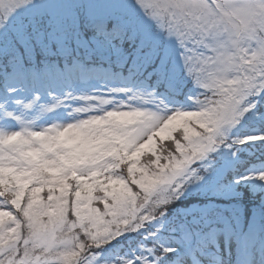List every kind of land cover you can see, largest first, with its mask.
Listing matches in <instances>:
<instances>
[{"label": "snow or ice", "instance_id": "snow-or-ice-1", "mask_svg": "<svg viewBox=\"0 0 264 264\" xmlns=\"http://www.w3.org/2000/svg\"><path fill=\"white\" fill-rule=\"evenodd\" d=\"M262 31L264 0H0V121L16 129L0 128V264H81V235L96 250L87 264H187L189 249L164 239L167 213L146 228L153 218L134 183L105 164L124 160L117 140L132 156L156 140L170 161L161 166L159 187L175 184L174 196L157 201L159 207L180 198L181 180L203 182L213 174L221 146L234 151L264 142V130L229 135L249 112L264 122ZM206 60L244 75L235 87H221L211 106L193 111L180 97ZM113 97L122 103L110 106ZM249 97L254 102L240 111ZM74 100L87 106L58 122ZM169 143L176 151H165ZM236 175L214 190L235 195L249 179ZM255 175L264 182V171ZM100 176L127 181L130 193L105 191ZM158 190L144 194L145 203ZM208 215L201 210L202 219ZM174 227L181 242L191 235L187 223ZM138 230V247L119 250L124 234ZM212 233L243 246L245 264H252L254 230Z\"/></svg>", "mask_w": 264, "mask_h": 264}, {"label": "trees", "instance_id": "trees-1", "mask_svg": "<svg viewBox=\"0 0 264 264\" xmlns=\"http://www.w3.org/2000/svg\"><path fill=\"white\" fill-rule=\"evenodd\" d=\"M181 98L182 96L180 97V99ZM249 113V118H247L246 124L240 127L238 130L232 132L230 135L231 137H242L246 134H255L259 130H264V122L259 121L258 117L255 116V114L251 112ZM165 138L167 137H161V139ZM226 148L227 147L223 149L222 153L226 150ZM235 151L241 157V159L239 163L236 164V166L232 170H230L218 183V189L223 190L230 179L238 178L236 175L237 173L248 175L250 177V170L254 168L255 165L257 167L264 165V142L262 141H250L247 143V145H240L238 149L234 151L231 150V152ZM148 153H151L155 157L156 161L153 165L155 166L153 168L154 170H149V175H147V169L143 165L138 163L141 158ZM222 153H220L221 156H219L220 154L214 155L215 161L217 163H219V160L221 158L225 157ZM125 159L129 161L131 165H135L134 168L130 169L132 173L131 181L136 185L135 190L142 195L148 193L151 188H155L157 186V182L159 181L160 177L161 166L169 161L161 158L158 151V143L156 140L151 149L141 148V151L138 153V155L134 157L127 156L125 157ZM252 188L253 186L250 183V179H248L246 182H240L239 186L236 189V192L238 193L236 198L244 202V204L248 207H254L256 203L254 202L256 201L255 198H257L259 194L264 193L263 190L257 192L253 191ZM105 191H111L113 193L120 192L128 195L131 191V186L127 181L119 178V181L116 183L106 184ZM215 192V197L210 196V199L218 200L217 197L230 196L226 194H220L219 191L216 190ZM92 195L95 196V191L92 192ZM232 198L233 195H231V199ZM234 198L233 200H235ZM191 200H194V202L197 203H203L206 199L205 196L201 195V197H199L196 194H192L191 196L182 194L179 199H175L174 203H172V210L167 214L169 216V219L166 221V223L168 224V228L167 230H163V236L167 243H169L173 247H187L189 249L187 254V261H189V264H194L195 261H201L202 257L204 256L213 255L215 248H210V246H208L209 244L207 243L214 244V234L212 233V227H216L214 225L217 222L211 215H209V219L214 220L215 223L212 225L213 222H211V225L208 224L206 226H203L201 223H193V219H191L190 216L181 214L179 209L187 206ZM246 213L249 214L251 213V211ZM180 223H187L191 230V235L183 242L180 241L179 233L174 227L175 225H178ZM219 223L222 225L221 227H219L220 229L224 230L225 228H227L222 222ZM157 227L159 226L157 225ZM228 227H232L235 229L232 223L231 226ZM138 232L139 230L137 232L124 234V237L122 238L121 244L119 246V250L127 251L130 246L132 248L138 247V241L140 240ZM202 250H206L208 254H204Z\"/></svg>", "mask_w": 264, "mask_h": 264}, {"label": "clouds", "instance_id": "clouds-1", "mask_svg": "<svg viewBox=\"0 0 264 264\" xmlns=\"http://www.w3.org/2000/svg\"><path fill=\"white\" fill-rule=\"evenodd\" d=\"M261 36H264V31L259 33ZM244 45L241 44V48ZM248 65L244 64L243 69H247ZM244 75V71H237V70H227L224 71L221 69V67L211 61H204L202 63H199L192 76L188 78L187 84L190 83V87L187 89L186 92H184V95L186 99L183 101L185 105H187L191 110L195 111L197 109H202L205 107L211 106L215 100L218 97V93L220 92L221 87L226 88H233L236 86V82L241 80V77ZM223 82V83H221ZM254 102L251 100V98H246L241 102L240 111H243L244 107L247 106L248 103ZM122 103L121 100H117L114 97L110 98V106L117 107L119 104ZM71 107L62 109L64 113L63 121L58 122H67L68 120H71L73 118H76L78 114L74 111L77 107H86L87 105L83 104L81 101H71L70 102ZM97 112H102L105 108L103 105L96 104L95 105ZM71 113V115H69ZM88 115H92V113H89ZM0 128H3L5 131L11 132L15 131V128L9 127L7 123L4 121H0ZM132 148H129L128 151H131ZM166 152L170 151H176L175 145H172L169 143L168 147L165 149ZM155 158L152 154L148 153L145 154L141 160L138 162L144 167H146L149 170H154L153 165L155 163ZM111 166L110 170L113 175H119L128 177L131 180L132 173H129V167L131 163L127 161L126 159L122 161H113L109 159L105 167ZM199 167V166H198ZM135 171V170H133ZM201 175H204L205 173L201 172ZM193 180L187 181V183L184 184L183 188L181 189L184 191L188 184L193 183ZM132 187L136 189V185L133 184ZM175 187L174 186H167L164 188H161L159 191H157L151 198L150 203H145L144 197L142 194H140V204L144 205V212L153 218L152 223L150 225L146 224V228H154L156 226V223L161 220L162 214L169 213L172 210V203H174L175 199H172L169 204L166 205H160L157 207L156 202L173 197ZM97 195H100V193H97ZM256 199V203L254 205V211L253 216L255 217L254 221L252 219L249 220L248 224H251L254 228V231L260 241L264 243V193L259 194V196ZM226 214V213H225ZM166 220L169 219V216L164 217ZM214 226L221 227L222 225L220 223H216ZM81 240L83 241L85 245V258L82 259L81 264H87V259L91 252L96 251L95 249L89 248V240L87 237L81 235ZM94 264H104V260L98 259L94 262ZM187 264H189V261H187ZM201 264H204V260L201 259ZM223 264H229L228 261H223ZM231 264H234V261L231 262ZM258 264H264V260H261L258 262Z\"/></svg>", "mask_w": 264, "mask_h": 264}, {"label": "rangeland", "instance_id": "rangeland-1", "mask_svg": "<svg viewBox=\"0 0 264 264\" xmlns=\"http://www.w3.org/2000/svg\"><path fill=\"white\" fill-rule=\"evenodd\" d=\"M190 83L186 84L184 86V92L187 91V89L190 87ZM183 101L186 99L185 95H182ZM250 114V113H248ZM248 114L245 115V117L241 118V121L239 124L234 126L232 129L229 130V135H231L232 132L238 130L240 127L244 126L246 124L247 118H249ZM131 119V118H128ZM161 137H167V132L164 133ZM155 143V140H150V142L146 143L142 148L145 149H151L153 144ZM115 147L120 148L123 152L122 159H125L127 156H132L131 152L128 151L126 148H122V141L117 140L114 144ZM225 146H221L217 149V152L213 155H218L222 153ZM141 151V148L139 152ZM224 154V158H221L219 160V163L215 161L214 168L215 172L209 176L206 177V179L203 182H194L191 184H188L186 189L183 191V194H186V196H191L192 194H196L197 196L201 197L205 196V201L203 203H197L194 202V200H191L190 203L183 207L180 210V213L184 215L185 212L191 211L193 214L188 215L193 219V215L196 216V218L199 220V223H201L203 226L206 225H212L215 223L214 220H210L209 217L201 218V210L207 208L209 209V215H211L217 223L222 222L227 228L228 226H231V223L234 225L235 229L232 228L235 232L236 230H240V233H242V228L248 229L247 232L253 231L254 228L251 224H248L249 220L252 219L254 221L255 217L253 216L254 207H248L242 202L241 200H238L237 192L235 195H233V198L231 199L230 196H223V197H217L218 200H212L209 197H213L215 195L214 188H218V183L225 177V175L232 170L236 164L239 163L241 157L237 154V152H231L230 149L226 148V150L222 153ZM221 156V154L219 155ZM134 157V156H132ZM166 164H169L170 161H167ZM195 166V165H194ZM155 166H153L154 168ZM146 168V167H145ZM147 169V168H146ZM251 169V167H250ZM264 171V165L257 167L256 165L254 168L250 170V183L252 184L253 191H264V182L260 181L258 177L255 175L256 172ZM149 169H147V175H149ZM99 179L103 181L105 184H108L104 178V176H100ZM191 180V179H190ZM119 181V177H113V180L111 183H116ZM189 180H181L180 182L184 186L185 183H187ZM59 183V182H54ZM161 183V177H159V181L157 182V186L155 188H151V190L148 193H152L154 189H161L164 187H167V185L163 187H159ZM175 187V184L171 185ZM183 188V187H182ZM158 190V191H159ZM55 191L57 194L61 191L59 186L55 187ZM157 192V191H156ZM155 192V193H156ZM215 197V196H214ZM152 198V197H151ZM226 201V202H225ZM256 202V201H254ZM247 214L246 212H250ZM226 213V214H225ZM208 215V216H209ZM205 219L209 223H205ZM216 224V223H215ZM221 231H223L221 229ZM237 233V232H236ZM215 239L218 241L217 243V251L221 254L219 255V258H222L223 261H228L229 264H231L232 261H234V264H245V261L247 259V254L244 251L243 246L237 247L235 241L231 244H226L224 241V237L222 235H214ZM251 260L252 264H258L259 261L264 260V243L260 241L258 236L256 235V242L255 246L252 249L251 253ZM203 260L207 261L208 257L204 256L202 257Z\"/></svg>", "mask_w": 264, "mask_h": 264}]
</instances>
